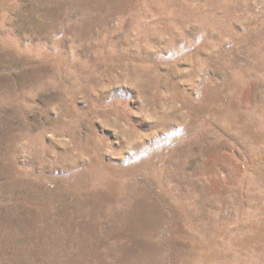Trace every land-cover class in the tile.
<instances>
[{
  "label": "rangeland",
  "instance_id": "1",
  "mask_svg": "<svg viewBox=\"0 0 264 264\" xmlns=\"http://www.w3.org/2000/svg\"><path fill=\"white\" fill-rule=\"evenodd\" d=\"M0 264H264V0H0Z\"/></svg>",
  "mask_w": 264,
  "mask_h": 264
}]
</instances>
